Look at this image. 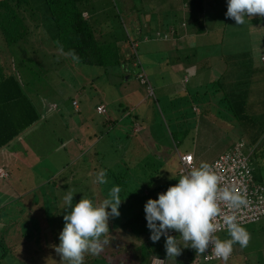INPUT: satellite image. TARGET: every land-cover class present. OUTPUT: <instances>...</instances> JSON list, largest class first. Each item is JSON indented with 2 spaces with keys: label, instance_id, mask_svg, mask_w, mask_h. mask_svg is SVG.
<instances>
[{
  "label": "rangeland",
  "instance_id": "rangeland-1",
  "mask_svg": "<svg viewBox=\"0 0 264 264\" xmlns=\"http://www.w3.org/2000/svg\"><path fill=\"white\" fill-rule=\"evenodd\" d=\"M128 1L125 15L128 17L127 20L132 24L135 23L134 20L140 24L135 26L137 30L141 26L140 35L135 36L137 39L139 37L135 47V60L139 62L148 83L145 86L140 85L135 78L133 84L131 82L129 86L115 87L107 83L98 66L82 64L80 67L75 66L72 73L69 66L63 65L64 69L58 71L59 68L50 65L48 72L50 91L48 88L43 89V92L48 90L45 92L47 96L40 97L42 105L40 102V106L37 105L40 111L44 109V119L26 127L20 135V143L24 149L18 156L27 158L30 165L10 158V164L4 166L0 160V166L9 172L7 177L4 171L6 185L11 187L9 192L0 190V204L2 197L10 194L0 208V227L5 224L8 227L4 229L6 232L2 235V240L6 243L7 239L12 245L8 249L15 250L21 247L23 250L21 235L24 234L25 237L31 235L34 226L39 227L41 224L40 220H45L44 222L50 225L51 232L47 231V236L54 234L55 238L58 233L57 226L64 227L63 216L70 211L63 200L69 190L74 195L75 204L80 197L86 196L90 199V196H93L94 201L96 194L103 196L104 192L106 195L100 200L108 198V186H119L121 188L119 195L122 199L119 206L120 215L124 216L135 208L139 209L146 202L132 196L133 184L142 185L144 178L149 177L150 173L153 175L152 171L166 174L168 178L175 175L170 181L178 183L181 175L177 174L175 152L189 150L193 155H198V158H193L194 167H197L201 162L211 163L218 153L228 149L234 142L242 140L245 143L242 151L247 155V164L255 181L260 182L264 188V76L261 75L260 79L255 75L250 77L254 80L247 85L245 79L247 75L245 72L240 73L238 69L240 65L236 64L237 53L246 52L251 46L256 60L254 63L261 61L256 59L257 57L264 58L262 55L264 17L252 19L245 17L248 26L245 23L237 25L233 19L222 14L227 12L228 0H216L217 2L203 0V14L194 16L198 20L195 21V26L198 23L200 28L195 34L190 25V18L193 16H189L191 13H188L185 4L176 0L180 3V8L177 4L174 8L180 10L178 12L186 24L177 28L176 23L174 26L176 33L163 38L160 34L154 36L156 31L159 33L164 29H157V25L153 24L157 21L163 23L168 8L161 7L160 13L152 14L148 22L150 24H147L141 17L150 7L149 4L145 0ZM171 1L175 4L174 0ZM91 2L98 8L103 4V0ZM104 2L106 4L108 0ZM115 2L119 6L125 4L122 0ZM159 2L161 3V0H157V3ZM195 10L198 12V8ZM82 15L87 14L83 12ZM143 16L147 20L150 18L149 14ZM142 21L147 24L146 27ZM31 33L29 41L34 48H31V45L24 47L35 49L37 55L39 53L43 55L44 57L40 58V61H44L41 65L47 67V59H50V56L55 58L54 55H50L55 50L52 48L53 43L46 39L39 26ZM131 36H134L132 32ZM44 39L47 40L45 43ZM57 60L63 61V58ZM138 67L136 63L130 64L128 72L136 74L139 72ZM258 80H261V83L257 82ZM220 87L224 91L229 90V93L238 87L252 89V96L245 101L243 111L248 117L235 118L233 113L223 108L225 104L222 100L219 101L222 93ZM129 94L137 101L140 99L136 105L137 117L134 121L129 111L122 108L125 104L128 105L126 102ZM255 94L259 97L257 103ZM58 97L61 104L56 107ZM72 98L79 101V111H74L71 106ZM97 98L106 109L104 114H96L94 111ZM135 122L140 127L138 132L133 131ZM252 135L257 137L254 143L251 141ZM69 139L82 142L78 152H72L71 146L68 148L66 142ZM59 145L63 148H59ZM87 146L90 147L89 150ZM28 152L35 160L29 159ZM101 170L106 171L107 183L100 186V191L97 189L100 192L98 193L95 192V179L92 178ZM31 180L35 184L28 191H34L38 196L37 189L41 188L40 192L48 196L35 198L38 201L34 205L35 208L31 206L34 198L18 199L19 195L25 192H20V186L29 184ZM115 181L118 182L114 183ZM1 184L2 181L0 187L5 186ZM96 184L99 188L98 183ZM4 209L10 211L6 216ZM114 219L116 218L109 217L110 235L107 238L108 243L104 244L102 250L105 257L112 260L110 251H114L115 245L133 241L128 236L124 237L122 232L111 229ZM242 226L251 235L249 245L241 248L238 243L234 244L233 252L226 264H264V218ZM216 235L221 240L230 238L226 230L218 231ZM133 243L139 242L135 240ZM180 244L184 253L187 245ZM129 248L126 251L120 250V259L124 264H131L133 261L130 253L132 247ZM19 252L13 261H5V264H41L39 260L42 264H63L58 253L46 251L37 258L35 256L39 254L37 251L33 250L32 257L24 256L29 253ZM6 253L9 255L10 252ZM85 257L89 259V254ZM198 259L200 262L201 257ZM175 260L177 257L173 258V261L179 264ZM89 264L96 262L91 261Z\"/></svg>",
  "mask_w": 264,
  "mask_h": 264
},
{
  "label": "trees",
  "instance_id": "trees-1",
  "mask_svg": "<svg viewBox=\"0 0 264 264\" xmlns=\"http://www.w3.org/2000/svg\"><path fill=\"white\" fill-rule=\"evenodd\" d=\"M122 1L125 4L119 6L116 4L115 0H108L106 4L103 0V4L98 8L91 0H0V151H2L0 155L1 157H3V154L4 157L7 155V158L5 157L6 159L3 157L1 160L4 166L10 164V158L12 160L17 159V161L22 164L26 163L27 166L30 165L27 158L16 155L24 149L20 143L21 137L18 138L15 145H10L11 148L7 149L6 146H8L14 138L21 135L26 127L44 119V109L42 108L43 110L41 109L42 111H40L37 105H42L39 98L47 96L45 92L49 90L48 72L50 71V65H55L59 68L58 71L64 69L63 65L69 66L72 73L75 66L80 67L82 64L94 65L101 68L102 74L106 77L108 84L115 87L130 85L133 77L128 72V65L132 64L136 59L135 47L137 46L136 42L139 37L137 39L135 36H139L140 31L133 29L132 22L127 20L128 17L125 16L129 1ZM174 1L175 4L171 0H161V3H157V0L146 1L150 7L142 14L141 18L147 21V24H150L148 21L151 20L152 14L157 15L160 13L161 7L168 8L163 23L157 21V23L153 24L157 25V29H164L162 32L155 33V35L160 34L163 38H166L168 34L172 36L176 33L174 31L176 23H178L177 28L186 24V22L181 19L182 15L178 12L180 10L174 8L176 4L180 8V3L176 0ZM179 1L185 4L188 13L190 12L192 14L189 15L193 16V18H190V25L193 27L191 30H193V33L197 34L200 28L198 27V23L195 26V21L198 20L194 16H201L203 14V0ZM214 1L217 2L216 0ZM197 8L198 12L195 10ZM83 12H86L87 15L83 16ZM22 13H24V15H22ZM145 14L150 15L149 20L143 16ZM222 14L226 17V12ZM257 17L260 16L255 15L251 18L246 17V19ZM146 23H144V27H146ZM245 24H248L246 20ZM37 26L41 28L46 39L52 41V48L57 51L54 50V52L50 54L54 55L55 58L50 56V59H47V67L41 65V63L44 62L43 60L40 61L41 56L44 57L43 55L40 53L37 55L35 49L24 47L25 45H31L30 47L34 48L32 42L29 41V37L30 34H32V30ZM140 28L141 26L139 29ZM131 32L134 35L133 37L131 36ZM144 37H146V35ZM37 39L36 37V40ZM46 39H44V43L47 41ZM20 49H22L24 53ZM34 55L39 59L35 58ZM237 55L236 64L240 65L238 68L240 73L245 72L247 75L245 77V79H247V85L254 80V78L250 77L255 75L260 79L261 75L264 76V62H261L264 58L259 59V57H257L256 59L261 61L254 63L256 60H254L252 46L248 48L246 52H238ZM60 57L63 58V61L57 60ZM70 65L74 67L72 68ZM257 82L261 83V80ZM237 84L239 85V83ZM47 88L48 90L43 92V89ZM231 89L232 88H230V90ZM221 90L222 93L219 101L222 100L225 104L223 108L233 113V117L235 118L248 117L243 111L245 101L249 100L252 96V89L248 87H238L234 91L231 90L230 93L229 90ZM254 97L257 103L259 97L257 94H255ZM57 99L59 101L56 103V107L61 104V99L59 97ZM72 100H70V104L74 106L73 102L75 100H73V102ZM118 104L120 105L121 103L119 102ZM98 105L103 106L104 110L102 113L96 112V106ZM98 105L94 106L95 113L104 114L106 111L104 105ZM74 108H77L79 111L78 100L77 102L75 101ZM122 108L128 110V105L125 104ZM47 110L51 109L47 108ZM256 140V135H252V143ZM83 142L85 141L83 140ZM81 145V141H76L71 148H73L75 152H78ZM87 147L90 149L89 146ZM29 155H31L30 152L27 153V156ZM5 171L8 177L9 172L7 169H5ZM152 174V176L150 173L149 177L144 178L142 185L139 186L137 183L133 184L134 192L132 196H135L137 200L144 199L145 202H147L150 198L157 199L158 194L166 192L170 186L177 184L170 181L175 175L168 178L166 174H160L156 170L152 171ZM112 177L118 180L114 175H112ZM92 179H96V176ZM0 181H2L1 185H5L4 187H0V190L9 192L11 187L6 185L5 177H0ZM52 182L54 183V180H52ZM116 182L118 181L114 183ZM34 184L35 183L31 180L29 184L20 186V192H25L20 194L18 199L27 200L28 190H30ZM94 184L96 185L95 192L100 193L99 189H101L100 186L103 184L98 183L99 188L96 183ZM17 187L19 188V186ZM112 187L113 186H108L107 190L110 191ZM143 191H145V193H143ZM8 195L2 197L0 208L10 197ZM104 195H106V192L103 193V196ZM103 196L101 194H96L93 204L99 205L104 200H100ZM82 198H86V196L80 197L76 203ZM92 198L93 196H90V200H93ZM74 205L73 203V206ZM144 206H141L139 209L135 208L131 213L127 212L124 216L120 215L119 217H115L116 219H114L113 222L111 221L112 230L122 232L124 237L128 236L133 241H130L128 244L121 243L115 245L114 251H110L113 260L111 258L107 259L101 251L98 255H92V257L91 254H89V259L85 257L84 264H89L91 261L96 262V264H124L120 259V250L124 249V251H126L130 249L129 247H132L130 253L133 261L131 264H150L152 257L160 259L162 264H176L172 257H167L164 236H162L158 242H153L150 239L151 231L147 227ZM4 210H6L5 213L10 212L9 209ZM44 219L46 218L44 217ZM40 221L41 224L39 227L37 225L34 226V230L31 232V235L29 234L26 236L27 238L21 233L23 239H21L20 242L21 244L23 242V250L21 247L15 250H11V248L8 249L12 247V245L8 243L7 239H5L6 243L2 240V235L6 232L4 229L8 228L7 224L0 227V264H5V261L8 262L9 260L13 261L12 259L14 256H17L18 251H20L19 253H29V255H24L27 257H32L31 254L33 250L37 251L39 252L38 255H35L37 258L40 257L43 252L46 253V251H50L53 254L57 253L55 251V246H58L60 242L59 234L63 228L59 225L57 226L58 233L55 238L54 234L47 236L46 232H51L50 225L44 222L45 220ZM8 226L10 225L8 224ZM45 228H47V230ZM168 234L178 237L179 239L180 234L174 230H170ZM109 235L110 231L108 235L102 238L107 239ZM135 240L139 243H133ZM179 242L184 243L182 239H180ZM8 251L10 252L9 255L6 253ZM183 251L184 253L181 252V254L177 256L176 262H179V264H201L202 260L199 262L198 259L201 255L197 253L195 249L187 247ZM39 262L42 264L40 260ZM61 262L67 264L66 261ZM202 264H225V262L221 258H217L210 262L202 261Z\"/></svg>",
  "mask_w": 264,
  "mask_h": 264
},
{
  "label": "clouds",
  "instance_id": "clouds-1",
  "mask_svg": "<svg viewBox=\"0 0 264 264\" xmlns=\"http://www.w3.org/2000/svg\"><path fill=\"white\" fill-rule=\"evenodd\" d=\"M225 15L237 25H243L245 17H264V0H228ZM106 175V171L101 170L94 183L106 184ZM220 180L209 163L201 162L181 175L177 184L158 194L157 199L147 200L144 211L147 227L151 231L150 239L158 242L162 236L165 237L167 257L176 258L181 254L183 246L180 239L197 253L204 254L211 248L214 255L225 264L233 252L234 244L238 243L241 248L249 245L251 235L247 229L236 215L224 214L221 208L222 203L238 208L247 201L236 189L221 186ZM120 192L121 188L114 186L108 198L99 205L82 198L73 206L74 195L72 191H67L63 200L70 211L63 216L64 227L59 234L60 242L55 246L61 261L84 264L86 254L98 255L103 250L108 241L101 237L109 234V217L120 216ZM170 230L178 232L179 239L169 235ZM220 230H226L230 238L221 240L216 235ZM150 264H162V261L152 257Z\"/></svg>",
  "mask_w": 264,
  "mask_h": 264
},
{
  "label": "built area",
  "instance_id": "built-area-1",
  "mask_svg": "<svg viewBox=\"0 0 264 264\" xmlns=\"http://www.w3.org/2000/svg\"><path fill=\"white\" fill-rule=\"evenodd\" d=\"M260 59H263L262 56ZM139 79L142 84L145 83L144 78L139 76ZM73 103L75 104V102ZM103 110L101 105L96 107L97 112H103ZM244 146L245 144L242 141L234 142L228 149L218 154L210 164L217 175L220 176L221 186L236 189L246 199L247 203L238 208L221 204L222 212L236 215L241 225L264 218V188L253 179L251 168L247 164V155L242 151ZM191 167H194L192 153H177V174L183 175ZM4 171L0 167V177H4ZM200 255L203 262L217 259L211 248L204 254L200 253Z\"/></svg>",
  "mask_w": 264,
  "mask_h": 264
},
{
  "label": "crops",
  "instance_id": "crops-1",
  "mask_svg": "<svg viewBox=\"0 0 264 264\" xmlns=\"http://www.w3.org/2000/svg\"><path fill=\"white\" fill-rule=\"evenodd\" d=\"M145 1H147V0H145ZM134 22H135V23L132 24V25H133V28L136 29L135 26H136V25L139 26L140 24L138 25V23H137L135 20H134ZM138 29H139V27H138ZM139 30H140V29H139ZM155 33L157 34L158 32H155ZM155 36H156V35H155ZM157 36H158V35H157ZM261 54H262V53H261ZM262 55H264V54H262ZM134 63H136L137 66H139V67H138V68H139V72L136 73V74H133V75L131 74L132 77H133V80L136 78V80H138V82H139L140 85L145 86V84L148 83L147 78H146V76H145L143 70L141 69V67H140V65H139V62H138L137 60H135L132 64H134ZM139 76L145 79V83H143V84L141 83V81H140V79H139ZM133 80H132V81H133ZM132 81H131V82H132ZM132 84H133V82H132ZM148 85H149V84H148ZM131 92H134V90H131ZM131 95H132V94H129V95H128V102H126V103L128 104V111H129V114L132 115V117H133V121H134V120H135V117H137V113L135 112V109L137 108L136 105L139 104L140 99L137 101V99H136L135 97H133V96L130 97ZM72 99L75 100V101L77 102V99H75V98H72ZM72 99H71V100H72ZM73 100H72V101H73ZM98 104H101V103L98 101V98H97V100L95 101V106L98 105ZM71 106H72V105H71ZM73 108H74V106H73ZM77 108H78V107H77ZM77 108H74V111H77ZM133 111H134V112H133ZM133 114H134V115H133ZM135 123H136V125L133 127V131H137V132H138V131L140 130V127H139V125L137 124V122H135ZM18 138H20V135H19L18 137L14 138V139L12 140V142H10V144H9L8 146H6L7 149L11 148L10 145H12V143L17 142V141H18ZM77 141H79V140H77ZM238 141H242V140H238ZM73 142H74V144H75L76 141H74V140H72V139H69V140L66 142V145L68 146V148H69L70 146L74 145V144H72ZM242 142H243V141H242ZM68 143H71V144L68 145ZM243 143H244V142H243ZM244 144H245V143H244ZM60 145L62 146V144H60ZM60 145H59V148H63V147H60ZM77 145H78V144H77ZM87 148H88V147H87ZM3 149H4V147H3ZM72 149H73V148H72ZM88 150H89V149H88ZM68 151H69V149H68ZM68 151H67V152H68ZM72 152H75V151L73 150ZM185 152H189V153H191L189 150H188V151H185ZM222 152H223V151H222ZM1 153H2V151H0V154H1ZM175 153H176V156H177V153H178V152H175ZM220 153H221V152H220ZM220 153H218V154H220ZM218 154H217V155H218ZM16 155L18 156V153H17ZM16 155H15V156H16ZM217 155H216V156H217ZM192 156H193V158H194V157H196V158L199 157L198 155H195V154L193 155V153H192ZM216 156H214V158H215ZM3 157H4V154H3ZM3 157H1V155H0V160H2ZM5 157L7 158V155H6ZM5 157H4V158H5ZM28 157H29V159H31V160H35V159H33V155H29ZM6 158H5V159H6ZM214 158H213V159H214ZM194 159H195V158H194ZM213 159H212V160H213ZM211 162H212V161H211ZM209 164H211V163H209ZM0 167H3V166H0ZM251 172H252V171H251ZM252 175H253V174H252ZM49 182H50V181H49ZM257 182H258V181H257ZM40 189H41V188H38V189H37V191H38V193H39L38 196L35 195V192H34V191H29V192H28L27 197H28V198H32V199L34 198V199H33L34 201H33L32 205H31L32 207L38 202L37 199H35V198H37V197H44V198H45V197H48L46 193H42V192H40ZM27 211H28V210H27ZM28 212H29V211H28ZM4 215H7V213H4Z\"/></svg>",
  "mask_w": 264,
  "mask_h": 264
}]
</instances>
